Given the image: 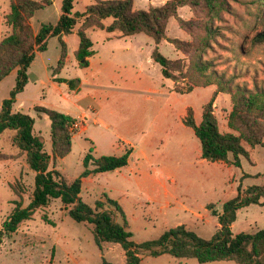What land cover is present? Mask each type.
Returning <instances> with one entry per match:
<instances>
[{
    "label": "rangeland",
    "instance_id": "obj_1",
    "mask_svg": "<svg viewBox=\"0 0 264 264\" xmlns=\"http://www.w3.org/2000/svg\"><path fill=\"white\" fill-rule=\"evenodd\" d=\"M164 1L134 0L133 7L146 9ZM256 1L227 0V8L213 20L217 34L200 56L210 63L205 74L211 83L190 92H185L187 77L182 81L163 77L159 64L151 58L157 46L164 56L181 59L183 68L189 65L188 53L176 49L168 38L189 43L196 38L173 17L166 28L167 38L158 44L144 33L121 35L89 28L94 54L86 67L79 66L75 57L79 19L73 33L66 35V59L58 74L52 75L61 54L55 36L30 64L28 83L17 95L13 110L34 118L33 133L43 141L47 154L51 155L50 120L33 107L40 105L82 117L77 119L70 152L54 164L50 160L49 168L54 166L70 180L82 171L90 147L94 157L118 156L131 149L126 166L84 178L80 196L91 206L96 200H104V195L116 200L133 241L157 238L179 225L208 239L217 228L213 211L221 213L223 202L236 196L238 186L264 185L262 146H250L243 140L249 157H240L238 166L231 164V155L227 163L207 161L201 157L193 129L184 123L190 109L199 124L203 106L216 92L212 109L219 130L238 135L228 125L236 91L264 93V44L253 41L255 33L264 31V7L260 10ZM60 2L55 0L29 18L34 32L42 23L58 20ZM91 2L74 0L73 11H83ZM9 5L10 0H0V40L10 32L6 23ZM178 16L199 19L189 6L179 7ZM110 21L105 19L106 24ZM15 76L14 69L0 80V105L9 96ZM54 77L65 80L58 82ZM70 80H74L75 88L69 86ZM14 134L9 129L0 134V264H101L102 259L124 264L121 245L106 242L98 248L91 225L74 221L59 199L38 208L14 232L4 230L3 223L14 207L26 206L34 189L35 172L13 141ZM236 214L231 226L234 234L264 229V205L250 204ZM139 255L141 264H236L228 259L199 263L193 258L152 256L144 251Z\"/></svg>",
    "mask_w": 264,
    "mask_h": 264
},
{
    "label": "trees",
    "instance_id": "obj_2",
    "mask_svg": "<svg viewBox=\"0 0 264 264\" xmlns=\"http://www.w3.org/2000/svg\"><path fill=\"white\" fill-rule=\"evenodd\" d=\"M55 0H10V11L6 23L10 32L0 40V80L12 70H16L15 83L0 105V134L5 130H14L13 141L18 150L25 155L28 167L35 172L34 189L26 206L17 204L3 223L7 233L14 232L17 226L41 207L48 206L52 199H59L74 221L91 225L95 245L101 249L106 242L119 243L124 250V264H141L140 251L152 256L164 254L176 258H193L199 263L219 260H233L236 264H264V229L254 232L241 231L234 234L231 230L236 220L237 211L250 204L264 205V185H251L245 189L238 186L233 198L223 202L221 213L217 216V228L213 235L206 239L198 236L184 225L169 228L157 238L135 242L120 204L104 195V200H96L94 206L81 199L83 179L105 171L116 170L128 164L131 149L123 154L101 155L94 157L89 149L82 161L83 169L73 179H66L54 166L49 168L57 158L65 157L71 150L73 133L78 130L77 119L69 114L36 105L33 109L45 114L50 120L51 155L44 150L43 141L33 133L34 118L28 113L13 110L16 97L28 83L27 70L38 52L46 50L51 37H57L61 45V54L52 75L59 73L66 59L64 35L73 33L76 28L78 45L75 57L81 67L89 65L93 55L92 41L87 34L89 28L107 32L118 31L121 35L144 33L155 43L166 39V28L170 18H176L178 25L196 38L189 43L177 38H168L174 47L190 56V63L183 68L181 59H170L157 48L151 52V58L159 64L163 77L181 81L187 77L185 92L196 86L211 83L205 74L209 62L201 59V53L209 44V39L217 34L213 20L219 18L220 12L227 8V0H165L160 5H149L146 9L133 7L134 0H92L83 11H73L74 0H61L60 14L55 23H42L34 32L28 20L39 9L48 7ZM262 10L264 0H257ZM189 6L198 20H184L178 16V8ZM111 21L106 24L105 19ZM195 28V30L193 29ZM198 30L200 31L198 33ZM256 43L264 44V31H258L253 37ZM55 81L65 79L54 77ZM74 80L69 86L75 88ZM178 91V89H177ZM216 92L203 106L202 119L199 124L189 109L184 123L193 129L200 143L201 157L207 161L229 162L239 165L240 157H249L242 145L244 140L250 146L260 145L264 148V93L237 90L233 106L228 117V125L239 134L221 132L213 115V101ZM90 165L92 168H90ZM120 218V221L118 220ZM101 264H113L102 259Z\"/></svg>",
    "mask_w": 264,
    "mask_h": 264
},
{
    "label": "crops",
    "instance_id": "obj_3",
    "mask_svg": "<svg viewBox=\"0 0 264 264\" xmlns=\"http://www.w3.org/2000/svg\"><path fill=\"white\" fill-rule=\"evenodd\" d=\"M63 40L65 41V43H66V41H67V39H66V35H64L63 36ZM94 52V51H93ZM94 54V53H93ZM89 59V58H88ZM55 76V75H54ZM17 99V98H16ZM66 114H68V113H66ZM82 115H84V113H82ZM73 117H75V116H73ZM76 119H82V117H75ZM81 129V128H80ZM246 149V148H245ZM247 150V149H246ZM248 151V150H247ZM249 153V152H248Z\"/></svg>",
    "mask_w": 264,
    "mask_h": 264
},
{
    "label": "built area",
    "instance_id": "obj_4",
    "mask_svg": "<svg viewBox=\"0 0 264 264\" xmlns=\"http://www.w3.org/2000/svg\"><path fill=\"white\" fill-rule=\"evenodd\" d=\"M76 125H77V128H78V124L76 123Z\"/></svg>",
    "mask_w": 264,
    "mask_h": 264
}]
</instances>
